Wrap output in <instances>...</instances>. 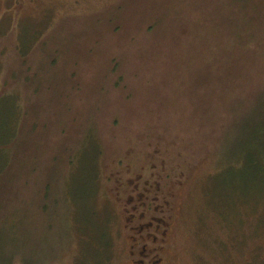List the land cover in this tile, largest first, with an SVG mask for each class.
I'll list each match as a JSON object with an SVG mask.
<instances>
[{"label":"rangeland","instance_id":"374dc122","mask_svg":"<svg viewBox=\"0 0 264 264\" xmlns=\"http://www.w3.org/2000/svg\"><path fill=\"white\" fill-rule=\"evenodd\" d=\"M179 3L182 11L174 7ZM219 4L235 16L242 2L0 0V180L14 182L16 171L8 164L26 153L31 167L19 202L22 210H16L20 197L1 206L0 264H127L119 215L107 190L115 182L118 157L145 152L142 148L152 139L171 160L184 164L188 177L180 192L175 264H264V152L254 151L259 144L246 131L250 124L256 129L252 123L264 130V90L242 86L244 99L240 95L236 105L227 107L219 89L211 94L199 90V83L195 89L179 83L184 90L169 93L185 97L165 103L163 82L151 83L159 74L149 70L159 61L176 62L158 57L168 49L166 29L174 27L173 17L216 19ZM111 10L122 24L99 26L96 19ZM158 18L166 19L157 26ZM164 29L163 38H152ZM130 32L141 40L132 39ZM131 40L139 48L124 63L119 45L124 41L130 46ZM106 46L115 47L113 56L93 55ZM55 48L62 57L53 67L48 54ZM78 49L88 60L81 59ZM113 63H129V69L122 68L134 73L128 79L135 85L152 84L155 91L139 89L125 98V89L111 83ZM35 79L42 80L39 87ZM97 82L107 90L98 89ZM27 95L32 109L40 110L33 120L37 129L16 144L17 129L27 117ZM64 149L70 154L60 169L51 170ZM53 181L58 203L46 212L39 209L45 220L32 217L37 203L43 205L39 193ZM16 219L22 224H15Z\"/></svg>","mask_w":264,"mask_h":264},{"label":"trees","instance_id":"16d2710c","mask_svg":"<svg viewBox=\"0 0 264 264\" xmlns=\"http://www.w3.org/2000/svg\"><path fill=\"white\" fill-rule=\"evenodd\" d=\"M129 1L132 2V0ZM237 2L238 4L242 2V5H239V13L235 16L233 15L231 9H228V11L226 10V12L224 9H222V4H219L216 10L220 9V13L216 16V19L205 17L203 21H200L199 19L195 21V19L193 18V21L196 22L195 23L191 21L192 17L189 16L180 15L177 17H173L172 21L174 22L172 23H174V27H172L171 30L166 29L169 36L168 49H165L162 54L158 55V57L164 58L167 56L168 60L171 57L175 59L176 62H169L167 61V59L159 61L157 63L159 65H156L149 70L152 73L154 72V74L156 75L159 74V78H155L156 80H152L151 83H153L154 85L156 82H163L160 86L163 90H167L168 99L165 101V103H173V101L175 102L177 98L185 97L171 95L169 93V91H172L176 94L182 92L184 89L181 91V83L185 86L187 85L186 88L190 89H195L194 86L199 83V90L207 92L210 91L211 94L214 89H219L221 101L227 107H233L234 103L236 105L240 98V95H242V98L244 99V94L246 93L245 90L241 91L243 90L241 89L242 86L244 89H246L251 88L254 84L253 88H256L257 86L258 88L264 90V0H237ZM174 7H177L178 11H182L180 3L178 4V6ZM121 9L124 10V8L121 7H119L118 10L120 11ZM116 12L117 11L115 10H111L109 12L107 11L108 14L105 18L96 19V21L98 20V22H100L99 26L107 23L106 25H109V27L114 26L118 28L120 24H122V22H120L119 18H116ZM178 14L179 13H177V15ZM128 19L130 20L132 18L128 17ZM162 19L166 18H158L154 23L158 26V24L162 22ZM125 21L126 19L123 21V23ZM110 22L112 25L109 24ZM139 23H141V21H139ZM161 25L163 26V24ZM139 28L140 27H138V29ZM154 30L155 27H150L149 32H154ZM164 31L165 29L161 32H156V34H152V38L158 40L160 38H163V36H165ZM130 36L132 37V39H135V41L141 40L139 34L137 33H131ZM70 38V41H72V36H70ZM98 38L100 39V36H98ZM131 41L132 42H130V46H127V43H125L124 41L121 45H119V51H123L120 53L122 55L121 58L125 59L126 57L123 62L130 60L129 56L135 55L136 50L139 48L136 43H134V40ZM123 44L126 45L125 50L123 48ZM114 48L115 47L110 49L109 46H106L105 48H100L93 55L95 57H111L113 56ZM78 50L81 52V59L88 60V58H84V55H82V50ZM141 55L142 51L139 53V58L142 57ZM48 56V58H50L51 60L50 65L55 67L57 65L56 63L59 62V59L62 57L61 50L55 48L53 53H51L50 55L48 54ZM89 56H91V54H89ZM153 57L154 55L152 54V58ZM123 65L124 64L120 63L112 64L113 74L111 76L115 77L111 81V83L115 89H125V91L127 92L125 98H130L132 92L139 89H141L140 91L143 92H148L150 90L155 91V88L152 86V84L149 85L144 83L143 86L141 84L135 85V82L129 80L127 77L129 74H134L132 70H128V72L122 70V68L129 69L130 64L126 63V67H124ZM97 66L99 67L101 66V64L96 65V67ZM164 73H166V76H173L170 77V79L165 80L164 77H161ZM64 74L66 73L64 72ZM109 77L110 76H108L107 79ZM108 80L110 81L111 79ZM176 80H179L180 82H177L176 85H173V83L171 84V81L176 82ZM23 81L25 82L26 80ZM34 81L35 83L37 82L36 85L38 87L42 83V80L40 79H35ZM26 83L29 84L28 81H26ZM37 86H35V88H37L36 90H38ZM97 86L98 89L101 88L104 91L107 90V85H104V83L97 82ZM235 91L238 92V95L236 97L234 96ZM255 93L257 97L259 91L255 90ZM24 98L28 100L26 110L27 117H25L24 115L25 119L22 120V125L20 124L21 126L17 129L16 144H19V142L23 144V142H25L24 140L28 137L30 138L32 133L35 132L37 128L35 127V123L33 122V120L34 117H38L40 115V110L38 107L32 109V107L29 105L31 102V97L27 95ZM260 102L261 101L258 100V106H263L260 105ZM13 110L15 111V108ZM11 118L14 121H17L16 118L14 119V113H12ZM11 118L8 121L9 123L11 122ZM252 124L256 126V129H253L251 124L246 127L248 137L253 140L254 138H256L255 140L256 144H259L257 145L259 146V150H257L256 148L254 151L256 153H260L261 151L262 153L264 152V130L257 127V125L260 123ZM254 133H256L255 136H253ZM65 152L66 157L63 158ZM68 153L70 154V152H68V149L62 150V153L55 159H53V168H51V170L60 169L63 164L62 161L63 159H66L68 157ZM27 155L28 154L26 153V157H22L20 159L17 158L16 163L13 162L12 164H8L10 165V170L12 169L16 171L14 182H11V179L0 180V210H2L1 206L4 203L6 206V204L10 203L14 199H17L18 197L20 198L16 200V202L18 203V207L16 210H22V206L24 205V203L20 204L19 202L22 201V195H26L27 192L25 191V187L23 184L26 183V178L29 177V173H27V171H31V167L28 166ZM5 165L4 168L6 167ZM20 181L22 183V186L20 185ZM9 185H11V187H9L11 190L6 188ZM54 187L55 182H50L46 188V191L44 193L42 191L39 193V196H41V199H43V205L41 208H39L40 201L39 203H37L36 207L33 208L32 217L36 218L41 216L43 219L44 216L39 213V209H42V211L46 212V208L52 209L56 206L59 199ZM60 189L62 190V188ZM15 224L20 225L22 223L19 221L17 222L16 219Z\"/></svg>","mask_w":264,"mask_h":264},{"label":"flooded vegetation","instance_id":"af4514ba","mask_svg":"<svg viewBox=\"0 0 264 264\" xmlns=\"http://www.w3.org/2000/svg\"><path fill=\"white\" fill-rule=\"evenodd\" d=\"M154 141L145 152L118 157L115 182L107 190L119 215L127 264H175L180 192L188 177L184 164Z\"/></svg>","mask_w":264,"mask_h":264}]
</instances>
